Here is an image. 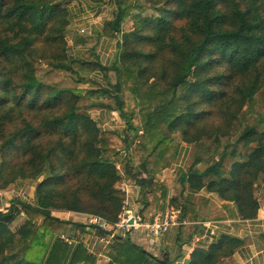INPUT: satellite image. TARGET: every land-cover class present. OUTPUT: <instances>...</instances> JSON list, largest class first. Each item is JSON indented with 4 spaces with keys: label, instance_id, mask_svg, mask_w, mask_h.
Here are the masks:
<instances>
[{
    "label": "trees",
    "instance_id": "16d2710c",
    "mask_svg": "<svg viewBox=\"0 0 264 264\" xmlns=\"http://www.w3.org/2000/svg\"><path fill=\"white\" fill-rule=\"evenodd\" d=\"M71 1L0 0V189L36 182L35 205L21 199L0 208V264H96L83 242L61 238L72 231L79 239L84 222L51 212L117 222L123 180L138 186L143 219L171 203L182 219H198L192 195L202 189L226 208L235 204L241 219L256 218L264 175V0H115L109 27L123 39L112 64L97 61L90 71H115L117 81L105 75L89 89L38 75L41 65L70 74L89 69L68 53ZM128 20L133 29L123 32ZM86 79L81 74L77 83ZM98 98L115 100L125 129L99 126L84 106ZM182 143L199 147L189 172L179 175L191 189L186 199L158 182ZM16 203L42 223L28 219L13 230ZM242 245L222 235L208 252L195 250L190 264L220 263ZM108 247L107 264L157 260L129 239Z\"/></svg>",
    "mask_w": 264,
    "mask_h": 264
},
{
    "label": "crops",
    "instance_id": "0c3cea01",
    "mask_svg": "<svg viewBox=\"0 0 264 264\" xmlns=\"http://www.w3.org/2000/svg\"><path fill=\"white\" fill-rule=\"evenodd\" d=\"M115 10V0H103L102 2L78 0L70 7L71 15L68 31H73L75 35H78L77 38L73 37L72 39L74 43L72 51L75 59H84L82 55L88 54L89 56L95 55L102 64H112L121 41L120 35L113 32L109 27ZM91 42L92 44H89ZM89 74V77L96 82L97 80L102 82L104 78L99 71L90 72ZM92 101L103 103L105 99L98 98ZM93 117L97 121L102 120L101 113L94 114ZM99 121L98 124L103 130L121 129L120 126L116 127L111 124L103 127ZM188 150V148H181L183 155ZM194 161L189 165V169H191ZM21 184L23 182H18L17 186ZM128 186L127 201L140 214L137 204L138 189L129 184ZM181 188L182 190L177 192L182 198L186 199L191 192L189 183L184 182ZM169 194H171V191ZM256 195L260 204L258 215L254 219L244 220L239 216L235 204L231 203L227 205L229 208H226L225 202L216 193L202 189L192 195V201L199 209L200 217L198 219L194 221L186 220L185 224L173 226L154 238H150L143 231L134 232L130 234L129 238L131 237L130 239H133L131 241L138 246L146 244L152 248L147 249L153 250V254H151L157 258L153 264H190L191 255L195 250L208 252L210 244L220 236L231 235L242 239L243 245L237 248L231 257L223 259L217 264H264V175L257 185ZM154 214L149 219L144 220L151 221ZM60 215L68 220L73 217L72 221H84V215L81 213L60 212ZM212 230L214 231L213 235H211ZM184 231V235L190 234V238L186 241L182 239ZM67 234L74 236L72 231L67 232ZM99 235V232L87 227L79 239L77 238L74 246L79 242H83L91 253H96L103 259H109L101 251L106 246L99 241ZM160 249L164 250V258L162 259L158 258L156 254ZM104 261L105 259L102 262L97 259L96 264H99V262L102 264Z\"/></svg>",
    "mask_w": 264,
    "mask_h": 264
},
{
    "label": "rangeland",
    "instance_id": "374dc122",
    "mask_svg": "<svg viewBox=\"0 0 264 264\" xmlns=\"http://www.w3.org/2000/svg\"><path fill=\"white\" fill-rule=\"evenodd\" d=\"M77 1L78 0H72L69 4V9ZM147 13L150 15V14H152V11H148ZM133 24H134L133 20L126 21L123 25V32H127V31L132 30ZM77 36L78 35L77 34L75 35L73 31L72 32L68 31V53H69L70 57L73 59H75V58L73 57V51H72V46L74 44L72 42V39H73V37L77 38ZM120 38L122 41V39H123L122 34L120 35ZM89 44H92V42ZM82 57H84V59H81V61L88 62L90 66H89L88 70L81 71L79 74L78 73L77 74H70V73L62 71V70H52L50 67H48L46 65H41L38 67V75L44 82L50 83V84L54 83L56 85H59V87H72V88L81 87L84 89L98 88V86L100 84L105 83L104 78H103L102 82H98V80L96 82L89 77V75H90L89 73L93 72V71H90V69L92 68L93 64L98 61V58L95 55L89 56L88 54H86V55L83 54ZM89 57H91V58H89ZM81 74L83 76H85V78H87V79L84 82L77 83L78 78L81 76ZM102 74H103V76L107 75V79H109V82H111V84H114L117 81V75H116L115 71H106L105 73L103 72ZM189 79L194 80V76L190 77ZM104 99H105V102H103V103L92 101L93 99L87 100V101H85L84 106H86L89 109V112L91 113L92 116L94 114L101 113V116H102L101 119L102 120L101 121L98 120L99 123H102L101 126L106 127L109 124H111L112 126H116V127L120 126L121 130L125 129V122L121 118L119 112L115 109V106H116L115 100L110 99V98L109 99L104 98ZM140 134H142V131H139V135ZM175 136H176L177 140L181 139V137L178 133L175 134ZM137 141L138 140H136L134 142V144L138 143ZM182 147L189 149L187 151V153L185 155H183L181 152L179 157L170 165L169 169L165 170L162 174H160L159 178H158L159 183L165 182L169 186L171 194L172 193L178 194V192H180V190H182L181 187H183L184 183L181 182V180L179 179L180 172H181V170H185L186 172H187V170H190L189 165L191 164V162H193L195 160L196 156L199 153V147L196 144L182 143L181 148ZM131 154H133V152ZM134 166L139 167V164L135 163ZM202 166H204V165H202ZM118 168L123 170V165L119 164ZM22 181H23V184H21V185L17 186L16 183H12L7 188L0 189V208L2 210H6L7 208H9V206H11V204H13V202H20L21 199H23L25 202H28L31 205H35V203H36V196H35L36 182L32 183L29 180H22ZM18 182H21V180H19ZM122 182H120L119 188H120ZM135 187H137V189H138L137 185H135ZM122 194H123V192H122ZM16 209H17L16 213L19 216V218L17 219V221L14 224H12L11 228L13 230L17 229L24 221H26L28 219L39 222V223H42V221H43V216L36 214L32 210L27 211L26 209L22 208V205L20 203H16ZM18 211H20V212H18ZM51 213L53 216L63 218L60 215V211H52ZM62 216H65V215H62ZM72 218L70 217V220H73ZM184 233H185V231L183 232V238L182 239H183V241H186L188 238H190V234L184 235ZM130 238L128 237L125 240H128V239L130 241L133 240ZM141 246H143L146 249V251H148L150 253L153 252V250L152 251L148 250L149 248H151L148 245L142 244ZM108 250H109L108 246L104 247V249H101L103 255H105V256H108L106 253V252H108ZM163 253H164V250L160 249L156 253L157 257L160 259L164 258ZM94 255H96L97 259L101 262H102V260L105 259V261L102 264H107L109 261V259H106V258L103 259V257L97 255L96 253ZM99 264H101V263L99 262Z\"/></svg>",
    "mask_w": 264,
    "mask_h": 264
},
{
    "label": "built area",
    "instance_id": "2783aa9c",
    "mask_svg": "<svg viewBox=\"0 0 264 264\" xmlns=\"http://www.w3.org/2000/svg\"><path fill=\"white\" fill-rule=\"evenodd\" d=\"M120 190L124 194V201L117 222L112 223L99 214H83L84 224L99 232L98 239L103 245L109 246L114 240L126 239L137 231H143L150 238H154L173 226L185 224L186 220L180 217L181 208L172 203L166 206L164 212L155 213L151 221H145L127 201L129 186L125 180H123ZM213 234L212 230L211 235ZM61 238L68 244L77 242L76 237L67 233L62 234Z\"/></svg>",
    "mask_w": 264,
    "mask_h": 264
}]
</instances>
